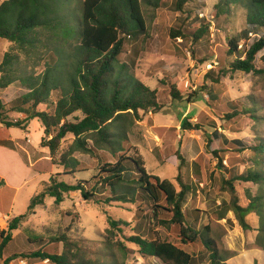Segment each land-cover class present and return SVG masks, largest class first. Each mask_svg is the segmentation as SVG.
Segmentation results:
<instances>
[{"label": "rangeland", "instance_id": "1", "mask_svg": "<svg viewBox=\"0 0 264 264\" xmlns=\"http://www.w3.org/2000/svg\"><path fill=\"white\" fill-rule=\"evenodd\" d=\"M159 1L158 8L143 2L147 34L125 40L124 53L119 57L120 65L126 66L125 72L157 91L162 107L157 114L151 111L140 112L137 117L125 115L123 122L129 139L127 154L142 156L148 173L172 182L177 191L181 190L179 176L186 185L199 189L195 195H188L185 209L200 211L201 221L197 229L203 232L208 227L207 235L215 241L223 256L228 260L244 259L247 264H264V240L258 241L262 226L259 216H248L251 229L244 230L234 213L227 212L221 205L224 201H236L245 207L251 201L250 195L261 197L264 203V183L235 182L234 191L227 184L230 177L249 169L264 173V155L257 156L250 150L241 152V147L233 142L243 141L249 148L264 143V76L241 72L220 75V70L228 69L235 58L229 55L230 41L238 40L239 49L245 47V40L240 35L246 28L247 11L240 4H232L227 12H222V0H194L190 5L192 15L187 17V14L172 10L174 0ZM206 26L209 27L208 34L195 44L190 36L187 40L170 37L172 29L181 27L196 31ZM42 51L44 49L39 48L26 56L16 44L1 39L0 65L9 52L18 56L20 62L17 66L20 72L16 75L37 76L45 68V62H40ZM261 66L258 59L257 67ZM210 71L214 72L212 77L220 80L216 84L208 80L207 89L204 85ZM173 90L181 95L180 100L174 99ZM25 92L18 82L0 92V98L6 104L8 121L25 119V115L10 110L12 101ZM58 96L54 93L52 100L56 101ZM234 104L247 106L252 113L234 117ZM76 117L83 118L78 113L68 121L74 122ZM185 120L192 126L198 125L199 130H184L182 123ZM43 137L42 125L36 120L24 130L8 129L0 123V144L15 149L2 147L7 151H0V159L5 161L1 167L8 177L15 179L13 188L20 187L18 192L6 190L0 194L3 204L0 206V225L7 231L15 219L11 217L27 215L19 229L13 232L15 239L8 244L0 264L6 258H13L11 263L14 264H52L48 260L31 258L39 251L65 255L76 263H121L125 259L119 248L124 244L130 252L126 264H162L155 258L141 260L138 248L127 243L120 231L107 232L111 217L129 223L121 226L124 235L131 236V229L135 228V233H141L149 240L179 244V228L160 226L153 220L152 207L141 202L105 205L101 201L108 197V193H98L95 198L86 200L80 192H74L65 194L60 205L47 197L44 205L35 209V214L28 212L31 199L45 190L51 177L64 173V169L57 165L61 154L74 141V137L68 135L53 161L49 150L41 146ZM74 157L80 161L82 171L72 176L61 175L56 180L70 184L90 182L88 190L100 168L118 160L104 151L97 155L76 153ZM254 158L260 159L262 164H252ZM222 215L224 219L219 218ZM161 217L166 218L165 215ZM257 254L261 255L258 261L254 258Z\"/></svg>", "mask_w": 264, "mask_h": 264}, {"label": "trees", "instance_id": "2", "mask_svg": "<svg viewBox=\"0 0 264 264\" xmlns=\"http://www.w3.org/2000/svg\"><path fill=\"white\" fill-rule=\"evenodd\" d=\"M143 2L156 8L160 6L159 0H5L0 5V39L16 44L26 56L43 48L40 62H45L40 75L21 76L16 75L20 72L17 69L20 65L18 56L9 52L4 55L0 65V92L20 83L26 92L12 101L10 110L25 115V119L8 121L6 104L0 98V123L8 129L24 130L31 121H38L44 130L41 146L49 150L53 161L59 154L63 140L68 135L74 137L72 145L61 154L57 165L64 169V173L51 177L45 190L31 199L28 212L35 214V209L43 206L47 197L60 205L64 202L65 194L80 192L89 200L98 193H108V197L101 201L105 205L141 202L152 207L153 220L160 226L179 228L180 243L177 245L160 239L149 240L141 233H135V228L131 229V236L124 235L121 226H128L129 223L109 217L110 229L107 232L114 234V231H120L127 243L138 248L142 258H155L162 264H227L228 259L207 235L208 227L204 228L205 232L197 229L201 221L200 211L185 209L188 195H195L199 189L186 185L179 176L181 190L177 191L172 182L150 175L142 156L127 154L129 139L123 122L125 115L137 117L140 112L151 111L157 114L162 108L157 91L125 72L126 66L120 65L119 61L125 50V40L132 37L138 39L147 34ZM193 3L194 0H174L172 10L189 17ZM222 3V12H227L232 4L242 5L247 11V20L246 28L240 35L245 40V47L239 49L238 40L230 41L229 55L235 58L228 69L220 70V75L224 77L229 72H241L264 76V0H222ZM208 30V26L196 31L180 27L172 29L170 37L187 40L190 36L195 44L208 34ZM258 59L261 67H257ZM213 73L210 71L206 75L204 86L207 89L208 80L211 79L212 84L220 80L212 77ZM54 93L59 94L56 101L52 100ZM171 94L174 99H181L178 92L173 90ZM209 94L215 98L212 92ZM233 108L236 110L234 117L252 113V109L241 104H234ZM78 113L82 114V119L76 117L74 122L68 121ZM182 128L199 130L198 125L192 126L188 120L183 121ZM224 141L228 143L227 139ZM233 142L241 147V152L250 150L257 156L264 155L263 142L253 148L243 141ZM100 151L108 152L118 160L100 168L99 174L92 178L90 190L87 189L90 182L70 184L56 180L61 175L72 176L82 171V165L74 154L97 155ZM251 162L256 166L262 164L256 158ZM263 174L262 171L249 169L241 175L230 177L227 184L233 191L235 182L261 185L264 183ZM249 197L251 201L245 207L236 201H224L221 205L227 212L234 213L244 230L251 229L248 216H259L262 226L258 241L261 242L264 240V203L261 197ZM26 217V214L16 217L8 230L1 233L0 261L13 239V232L19 229V224ZM219 218L225 217L222 215ZM187 246H200L199 256L188 252ZM119 252L125 260L112 264H126L129 249L124 244ZM31 258L48 260L52 264H92L89 261L76 263L65 255L40 251L33 253ZM13 260L8 258L3 264H10Z\"/></svg>", "mask_w": 264, "mask_h": 264}, {"label": "crops", "instance_id": "3", "mask_svg": "<svg viewBox=\"0 0 264 264\" xmlns=\"http://www.w3.org/2000/svg\"><path fill=\"white\" fill-rule=\"evenodd\" d=\"M5 0H0V5L4 2ZM1 40V39H0ZM1 77V75H0ZM2 147H6V146H3L0 144V151L4 152V151H7L6 149L2 148ZM6 148H9V147H6ZM10 149V148H9ZM12 150V149H11ZM15 151V150H13ZM20 156V155H19ZM4 162L3 160L0 159V194L4 193L6 190H15V192H18V190L20 189V187H16V189H14L13 187H15L14 185V182H15V179H13L12 177H8L6 175V172L2 169V165H4ZM22 163V162H21ZM3 204H1V200H0V206H2ZM1 214V213H0ZM11 218H16L15 215ZM5 230V227H3L2 225H0V245H1V242H2V238H1V233ZM15 239V237H13V240ZM179 245V244H177ZM190 247V248H189ZM193 248V250L191 249ZM186 250L190 253H192L194 256L198 257L199 254H200V251H201V247L200 246H197V248H194L193 246H187L186 247ZM6 252V250H5ZM6 254H4L5 256ZM4 256H3V259H4ZM141 257V256H140ZM261 255L260 254H257L255 255V259L258 261L260 260L261 258ZM8 259V258H6ZM5 259V260H6ZM4 260V261H5ZM141 260H147V258H142L141 257ZM3 261V262H4ZM10 264H14L13 263H10ZM141 264V263H140ZM201 264H208L206 262H202ZM227 264H247L246 261L244 259H232V260H227Z\"/></svg>", "mask_w": 264, "mask_h": 264}, {"label": "built area", "instance_id": "4", "mask_svg": "<svg viewBox=\"0 0 264 264\" xmlns=\"http://www.w3.org/2000/svg\"><path fill=\"white\" fill-rule=\"evenodd\" d=\"M210 68H212V66H210Z\"/></svg>", "mask_w": 264, "mask_h": 264}]
</instances>
